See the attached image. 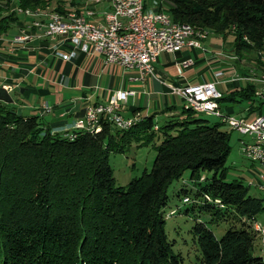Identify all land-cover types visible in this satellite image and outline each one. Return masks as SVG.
Listing matches in <instances>:
<instances>
[{
	"label": "trees",
	"instance_id": "trees-1",
	"mask_svg": "<svg viewBox=\"0 0 264 264\" xmlns=\"http://www.w3.org/2000/svg\"><path fill=\"white\" fill-rule=\"evenodd\" d=\"M16 1L33 10L53 0ZM152 1L166 6L172 22L230 36L236 54L264 52V0ZM254 86L247 82L222 94L219 107L247 101L248 113L259 111L264 100L253 105ZM11 102L0 86V264H183L164 231L165 217L175 210L164 209L168 188L186 171L175 198L189 206L185 213L197 212L191 233L201 264H264V253L252 254L258 234L252 223L263 199L226 180L229 133L219 124L182 105L161 124L154 113L134 109L125 129L101 118L97 132L67 133L55 130L59 122L43 124ZM155 133L160 143L150 170L116 186L109 153H123ZM202 213L207 220L197 219ZM229 220L219 239L207 227Z\"/></svg>",
	"mask_w": 264,
	"mask_h": 264
},
{
	"label": "crops",
	"instance_id": "crops-1",
	"mask_svg": "<svg viewBox=\"0 0 264 264\" xmlns=\"http://www.w3.org/2000/svg\"><path fill=\"white\" fill-rule=\"evenodd\" d=\"M17 18L16 28L29 32L28 35L40 34L29 25L30 18L20 15ZM16 28L14 26L11 33L7 32L0 39V86L23 115H38L43 124L51 126L59 122L57 131H74L75 119L87 106L107 101L116 91H134L120 107L124 116L134 109L144 115L159 110L167 115L176 113L177 101H181L169 92L170 85L216 80L218 91L225 95L243 84L224 82L232 74L231 66L226 55L218 54L221 45L215 39L203 41L206 53L201 48L188 47L174 54L160 53L154 62V70L161 79L158 81L148 77L137 79L136 71L106 64L98 53L77 52L70 60H62L51 51L55 42L41 36L14 43L11 37L17 32ZM188 58L192 65L180 70L179 62ZM44 107L50 110L44 112ZM220 108L231 114L232 106L227 103ZM151 110L154 112L150 113ZM46 114L50 119L42 120Z\"/></svg>",
	"mask_w": 264,
	"mask_h": 264
},
{
	"label": "built area",
	"instance_id": "built-area-1",
	"mask_svg": "<svg viewBox=\"0 0 264 264\" xmlns=\"http://www.w3.org/2000/svg\"><path fill=\"white\" fill-rule=\"evenodd\" d=\"M98 5L103 8L97 19L98 13L93 9L97 5L78 6L84 10L82 20L68 26H57L53 17H45V22L31 20L29 25L39 30L40 34L28 35L21 31L14 40L46 37L55 42L52 53L65 61L77 52L98 53L104 63L134 70L137 72L136 78L141 80L159 78L154 70V62L160 53L174 54L185 47L201 48L196 41L184 40L185 31L173 28L164 17V12L154 14L144 0H103ZM190 65L192 60L189 58L179 62V67ZM260 82L264 83V79H260ZM130 94L133 95L134 91H116L107 101L87 106L73 123L75 131L92 128L93 132H97L101 118H109L110 124L118 129L129 127L134 118L122 115L120 107ZM172 94L178 96L183 104L198 107V114L218 117L240 134L242 130H249V139L240 142L241 153L259 166L261 172L255 186L264 190V109L249 120L224 113L218 103L222 94L212 81L172 87ZM255 95L264 97V90L260 89ZM49 110L48 107L43 108L44 112Z\"/></svg>",
	"mask_w": 264,
	"mask_h": 264
},
{
	"label": "rangeland",
	"instance_id": "rangeland-1",
	"mask_svg": "<svg viewBox=\"0 0 264 264\" xmlns=\"http://www.w3.org/2000/svg\"><path fill=\"white\" fill-rule=\"evenodd\" d=\"M63 0H53L52 2L48 3L47 5L51 6L56 5V3H62ZM147 5H153L152 0H146ZM78 6L82 5L83 1L76 2ZM46 5V6H47ZM92 3L88 4V7H91ZM45 7V6H44ZM42 8H35L33 10L29 8H25L20 6L16 0H0V39L4 36L7 32L11 33V29L15 26V22L18 20V15L30 18L25 14L20 13L19 11L28 9L32 12H35L36 9H43ZM58 7H62V5H58ZM155 9L158 10L163 9L166 10L165 5H160L154 3ZM153 7V8H154ZM93 9L95 11H100L101 6L97 5L94 6ZM166 12V11H165ZM11 17L15 18L14 22H11V19H5L2 21V17ZM4 19V18H3ZM31 21V18H30ZM30 23V22H29ZM17 32L12 35L11 41L14 43H20L25 41H16L14 38L20 35V31L22 29L16 28ZM3 30V31H2ZM24 31V30H23ZM205 36L201 40L203 41H210L214 40L221 45V52L218 54L226 55L227 62L231 66L232 74L224 80L225 83H247L251 82L254 83V98L256 101L253 102V105H257L259 101H263L264 99L259 97V95H255L257 91L260 89L264 90V83L260 82V79H264V52H243L242 54H236L233 50L232 38L230 36H221L214 34L210 31L203 30ZM25 32V31H24ZM25 34H30L29 32H25ZM29 41V40H28ZM202 52L206 53L207 50L205 47H201ZM187 67H180V70ZM244 78L246 80H244ZM160 81V77L158 79H154ZM216 85L219 83L218 81H212ZM192 84L186 85H170L169 92L172 94V87H183ZM217 89V87H216ZM218 90V89H217ZM258 94V93H257ZM174 95V94H173ZM258 97V98H257ZM264 102V101H263ZM227 105L232 106L231 115L235 117H243L246 120H249L255 115L256 113L261 112L264 109V104L261 105L260 110L256 112H247L248 102L242 101L238 103H228ZM182 102L179 100L177 101V110H181ZM145 110V109H144ZM147 112V110H146ZM154 112L153 110L150 113ZM224 113H226L224 111ZM198 117L207 120L209 125L219 124L218 128L220 131L228 132L229 133V146L230 151L226 160V180L227 181H238L242 185L248 187V194L257 198L263 199V206H264V190H260L255 186V183L259 180L260 176V168L256 163H253L246 159L241 153V143L240 141L249 139V136H244L240 134L236 130H232L227 124L221 123V120L218 117L206 115V114H199ZM46 116L42 117V120L47 119ZM50 119V118H48ZM154 119L158 122V124L162 123V119H164L163 113L159 111L154 112ZM158 135L155 133L153 139L149 140H141L140 142H132L129 146L126 147L123 153H115L110 152L108 156V162L112 171V177L114 179V183L116 186H123L125 187L131 180L141 176L143 172H148L151 168L153 163L156 148L160 143V140L157 139ZM189 172H184L182 179L174 182L168 188V195L170 200L165 207L164 211L165 214H168L169 211L175 210V213L170 216L165 217V224H164V231L166 237L169 241L173 242V252L179 253L183 259V264H201V255L198 250L196 243L193 241V235L191 233V227L195 223L194 214L191 211L185 213V209L189 206L186 204H182L178 202L175 198L176 192L185 187L184 181L188 179ZM198 220H207L208 214L202 213L197 218ZM231 220L229 221H217V222H207V227L212 231L215 238L219 239L223 233L229 228ZM255 230L258 232L257 238L255 241L254 248L252 250V254L255 256H262L263 255V247H264V208L261 212L256 215L255 222L252 223Z\"/></svg>",
	"mask_w": 264,
	"mask_h": 264
},
{
	"label": "bare ground",
	"instance_id": "bare-ground-1",
	"mask_svg": "<svg viewBox=\"0 0 264 264\" xmlns=\"http://www.w3.org/2000/svg\"><path fill=\"white\" fill-rule=\"evenodd\" d=\"M78 1L80 0H63L62 3H56V5H53V6H51L52 5L51 3L50 6L47 5L43 9H36L35 12H32L28 9H25L19 12L22 14H25L26 16H29L31 20H38V22H45V17H53V20L55 21L57 26H68L71 23H75V22H78L79 20H82V18L84 17L83 7H78V5H76L77 4L76 2ZM81 1H83L84 3L80 6H88L89 3H92V5H98L103 0H81ZM144 1L147 3L146 0ZM58 5L59 6L62 5V7H60V10L58 9ZM149 6L153 10L154 14H162V12H164V11L156 10L154 7V3L153 5H149ZM164 17H166V19L169 20V23L171 24L173 28L182 29L185 31L184 40L196 41V44L201 45L202 47L201 40L204 38L205 36L204 34H206L204 33L203 30L197 29L188 24H179V23L172 22L166 12H164ZM183 105L185 107H188L192 111L198 113V107L188 106L186 104H183ZM206 115H210V114H206ZM107 119L110 121L109 118ZM120 128L125 129L127 127H120ZM74 129H75V126H74ZM82 130L90 131L92 130V128H82ZM242 135L249 136V130H242ZM243 156L245 157V155Z\"/></svg>",
	"mask_w": 264,
	"mask_h": 264
}]
</instances>
